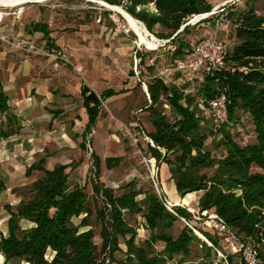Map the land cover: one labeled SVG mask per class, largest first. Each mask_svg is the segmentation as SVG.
Returning <instances> with one entry per match:
<instances>
[{
  "label": "trees",
  "instance_id": "1",
  "mask_svg": "<svg viewBox=\"0 0 264 264\" xmlns=\"http://www.w3.org/2000/svg\"><path fill=\"white\" fill-rule=\"evenodd\" d=\"M103 1L122 6L157 37L167 39L174 46V58L182 56V48L191 44L181 38L189 33L187 20L213 7L208 0ZM257 4L263 12L258 11ZM227 18L235 26V43L226 49L224 66L213 75L205 74L195 93L167 84L162 77L145 81L150 98L145 109L152 130L144 133L153 142L148 143L146 151L155 159L157 168L167 164L181 198L189 192L197 193L199 212L216 213L244 241L255 244L262 256L264 0H248L246 10L231 9ZM143 62L141 56L140 63ZM82 92L90 130L102 101L115 91L107 89L97 94L83 86ZM219 92L227 95L229 122L215 125L205 120L203 113L207 101ZM5 101L0 87L3 110ZM244 119L252 130L248 142H241L234 131ZM209 141L214 152L208 147ZM92 155L91 199L85 185L69 181L70 163L50 169L42 156L27 167V176L35 171L39 175L15 187L19 201L4 206L7 220L6 232L0 227V264H104L106 259L115 264L213 263V247L201 241L188 225L176 227L181 218L190 219L191 212L180 204L169 210L163 203L165 195L157 193L152 184L137 187L132 179L117 187L106 185L99 179L100 159ZM120 160V156H110L105 165L114 168ZM5 188L0 178V191ZM92 216L98 226L99 242L90 225ZM140 222L147 231L144 239H138ZM203 234L217 247L210 232ZM194 241L200 242L204 252L195 263L189 259ZM226 260L227 264H246L241 253L228 254ZM217 264L226 263L221 258Z\"/></svg>",
  "mask_w": 264,
  "mask_h": 264
},
{
  "label": "crops",
  "instance_id": "2",
  "mask_svg": "<svg viewBox=\"0 0 264 264\" xmlns=\"http://www.w3.org/2000/svg\"><path fill=\"white\" fill-rule=\"evenodd\" d=\"M43 2V0H24L20 2L21 4L0 2L2 5L12 6L0 8L5 11L0 18V32L26 36L45 46L67 47L71 61L73 59L76 64L73 63L74 67L83 68L89 83L69 65L61 64L54 67L52 60L47 57L21 52L6 53L2 50L3 45L0 42V87L6 97L4 103L6 108L3 110L0 106V178L6 188L1 190L0 194L35 179L39 175L38 172H33L31 176H27L25 172L27 167L42 156L45 157L46 167L50 169L59 164L70 163L71 166L67 169L69 181L72 184H80V177L77 175L86 178L90 164L84 151L86 146L100 162H105V159L112 155L103 149H107L110 143L120 144L119 130L123 121L132 126L140 127L143 124L148 126L147 131L152 130L149 114L147 122L141 118V115L145 114L143 109L150 102L148 91L146 90L148 97L142 101V97L134 93L140 83H133L129 79L121 87L116 88L108 82H99V66L90 61L91 45L82 44V39L77 38L80 35L77 30L60 31L61 25L54 23L55 16L60 14L58 7L54 3ZM220 19L213 17L208 22L212 26V31L208 34L215 35L227 46L229 40L233 39L228 38L231 31L229 25L231 27L234 24L230 20L227 23H219ZM146 46L152 47L150 43ZM169 48L172 53L174 46L170 44ZM137 54L139 53L135 51V57ZM141 56L143 55H139V59ZM159 77L167 84L178 85L183 76L172 71L165 72ZM83 86L97 94L107 89L115 91L104 98L106 108L101 104L90 130L87 129L89 114L84 103ZM137 103L139 106L136 108ZM110 115L116 121H113ZM160 166L162 168L160 183L164 185L165 180L169 181L167 192L170 200L176 203L177 198L181 197L170 178L168 166L165 163H161ZM110 169L112 168L106 170ZM100 180L106 185L118 186L113 180L108 183L102 177ZM89 186L91 188V184ZM12 197L15 204L20 199V196ZM181 199L182 202H186L184 197ZM138 218L140 220V217ZM146 236L147 231L140 222L138 239H144Z\"/></svg>",
  "mask_w": 264,
  "mask_h": 264
},
{
  "label": "rangeland",
  "instance_id": "3",
  "mask_svg": "<svg viewBox=\"0 0 264 264\" xmlns=\"http://www.w3.org/2000/svg\"><path fill=\"white\" fill-rule=\"evenodd\" d=\"M43 3L53 4L58 7V12L54 18V23L57 25H61L60 31L62 32H72L77 30L80 35L77 38L82 39V44H86L91 50L90 61L94 64H98L99 66V75L98 81L108 82L109 85L115 86L116 88L121 87L125 84L126 80H132L133 83H140L134 90V93L139 94L142 97V101L145 97H148L146 94V83L145 81L150 80L152 77L162 76L163 73L166 72L167 69L172 68L174 63V57L169 48L170 43L164 41L165 39H161L157 37L151 31L148 32L151 36L155 37V41L150 37V35L146 36L149 38L150 42L143 40L142 44H138V37L136 33L132 30H128L129 26L127 24L124 16L118 12H115L111 8L99 3L94 0H43ZM248 0H208V2H212V10L215 5L221 4L220 7L209 14L210 12L201 13L204 14L202 16L190 17L188 21H191L189 27L188 34H182L181 38L189 43H195L199 39L206 36L209 32L212 31V26L208 23L212 18H221L219 23H227L229 18H227V13L231 9L235 12H240L246 10V4ZM124 9L122 6H120ZM152 7V5H150ZM257 8L259 12H263L260 10V4H257ZM125 10V9H124ZM206 14V16H205ZM199 15V14H197ZM202 17V18H200ZM194 23V20L199 19ZM193 20V21H192ZM68 26H64L65 24ZM144 24V23H143ZM146 27V26H145ZM147 28V27H146ZM231 29L229 39L233 38L234 26L229 25ZM158 29V28H155ZM223 36V35H222ZM145 41V42H144ZM147 43H150L152 47H147ZM234 38L229 40L227 47L231 48L234 45ZM156 44V45H155ZM135 51H137L138 56L135 59ZM139 55H143L144 62L140 63ZM73 61V59H72ZM136 62H138L137 66H135ZM74 63V61H73ZM74 65H76L74 63ZM72 69L76 70L77 73L83 78V80L89 83L88 76L85 71L81 67H74L69 65ZM151 67V69H149ZM178 76V74H176ZM201 78L194 79H186L182 77L179 84L177 86L186 87V91H192L195 93L199 87ZM144 104V102H142ZM104 108L106 106L104 103L102 104ZM139 106L137 103L136 108ZM145 111V114L141 115L142 120L147 122L148 112ZM140 113V112H138ZM205 120L210 123V119L206 113H203ZM113 121H116L114 117L110 115ZM125 125H127L131 133H133L134 137L137 139V143L133 141L130 137L129 133L125 129L123 125H121L120 133V144L117 145L115 143H110L108 148H104V151H108L111 153L112 157L120 156L121 160L118 166L106 170L105 162H100L99 169V178H104L108 183L109 181H114L117 185L123 184L129 180L134 179L137 183V187L144 186L148 187L150 184L153 185L157 193L162 192L167 199L170 200L169 193L167 189H169V181L165 180L164 185L160 180V168L156 167V162L154 167L152 166L153 160L147 154V145L148 143L144 139L145 133L147 132V127L141 124V126H132L127 121H123ZM237 130L238 139L241 142H248L252 139V130L250 125L244 121L242 124H237L234 131ZM93 133V131H91ZM90 140V145L93 148L91 138L89 135L87 136ZM87 143V139H86ZM209 148H213L211 142L208 143ZM87 154V160L90 162L88 168L87 177L77 175L80 177V185H85L86 191L90 195L91 199V188L90 178L93 177L94 173V158L90 151V149L86 146L84 149ZM214 152V150L212 149ZM219 153V152H218ZM146 159V160H145ZM151 159V162L149 161ZM74 164V162H73ZM158 180V181H157ZM156 181V184L154 183ZM13 194V195H12ZM12 196H19V191L15 190V188H11L10 190H6L0 194V227L3 231L6 232V220L7 213L4 210L5 204L15 205ZM138 198H142V195H139ZM182 199H178L177 201L182 204L189 205H181L185 207L189 212V208H192L194 215H200L202 219L196 220L193 217V214L190 219H185L189 223L193 224L194 228L198 231H193L196 236L204 241L208 246L213 247L214 249L211 251V259L213 260L212 264H217L218 260L221 259L219 256L216 247L212 245V242L203 234V231H208L212 234V230L208 226V223L205 222L204 216L197 207L198 203V194L193 193L192 198L189 202H182ZM171 201V200H170ZM184 201V200H183ZM192 213V212H191ZM78 218H74L75 222L79 221ZM185 221L180 219L177 224V228L181 225H185ZM90 225L94 227L95 230V239L99 242L98 238V226L95 225L94 216L90 219ZM201 234V235H200ZM207 239V240H206ZM264 251V247H262ZM204 254L203 249L201 247L200 242L194 241L191 245V256L190 260L195 262L200 261L201 256ZM223 259V258H222ZM224 260V259H223ZM234 262L238 263L239 259H233ZM3 261V257L0 254V262ZM227 264V260H224ZM104 264H115L109 262L107 259L104 261ZM187 264V263H185ZM264 264V263H263Z\"/></svg>",
  "mask_w": 264,
  "mask_h": 264
},
{
  "label": "built area",
  "instance_id": "4",
  "mask_svg": "<svg viewBox=\"0 0 264 264\" xmlns=\"http://www.w3.org/2000/svg\"><path fill=\"white\" fill-rule=\"evenodd\" d=\"M220 5L221 4L215 5L212 12L217 10ZM2 7L12 6L0 5V8ZM4 13L5 11L0 10V18ZM199 20L200 18L196 21ZM196 21L194 23H196ZM164 41L168 40L165 39ZM0 42L3 45L2 50L6 53L21 52L29 55L47 57L52 60L54 67H58L61 64L74 66L69 57L67 47L62 45L45 46L38 44L26 36L9 35L2 32H0ZM226 49L227 46L224 41L213 34H207L197 42L183 47L182 56L177 57L174 60L172 68L167 69L166 72L176 71L188 80L202 78L205 74L213 75L224 66ZM137 64L138 62H136L135 66H137ZM227 105L228 98L224 92H219L207 101L205 113L213 124L222 125L229 122ZM122 125L125 127L133 141L137 143V139L134 137L133 133H131L130 128L125 124ZM144 139L147 143L153 145L152 140L146 134L144 135ZM150 158L154 160L152 164L154 167L155 159L152 157ZM151 159H149L150 162ZM154 183L156 184V181H154ZM163 203L169 210L173 211L175 204L165 196L163 198ZM189 210H191L193 214L192 208H189ZM201 213L205 217L204 220L208 223V226L212 230V235L217 241L216 250L221 258L226 260L228 254L237 255L241 253L246 264L264 263V253L260 256L259 250L255 244L249 241H244L241 236L237 234L235 230L231 229L216 213L206 211ZM193 217L196 220L202 219L200 215L196 216L193 214ZM181 219H183L186 225H188L193 231L198 233L193 224L189 223L184 218Z\"/></svg>",
  "mask_w": 264,
  "mask_h": 264
},
{
  "label": "bare ground",
  "instance_id": "5",
  "mask_svg": "<svg viewBox=\"0 0 264 264\" xmlns=\"http://www.w3.org/2000/svg\"><path fill=\"white\" fill-rule=\"evenodd\" d=\"M24 0H0L1 3H9V4H16V3H20V2H23ZM98 2H101L102 4H104L105 6L111 8L112 10H114L115 12H118L120 14H122L124 16V18L126 19L127 21V24L129 26L128 30H132L136 33L137 37H138V44H142L143 43V40L145 41H149V38L146 36L147 35H150V37L155 41V37L154 36H151V34L148 32L147 28L145 27V25L143 24V22H141L140 20L134 18L133 16H131L129 13H127L124 9H122L121 7L119 6H116V5H110L108 3H106L105 1L103 0H99ZM21 4V3H20ZM2 5V4H0ZM6 6V5H4ZM201 16V14L199 15H196V17H199ZM202 18V17H200ZM193 21V20H192ZM196 21V20H194ZM191 23V21H190ZM144 41V42H145ZM156 45V44H155ZM193 196V192H189L187 193L185 196H184V200L186 202H189V200L192 198ZM174 203V202H173ZM175 205L176 204H181V205H189V204H182L180 202H176L174 203ZM201 235V234H200Z\"/></svg>",
  "mask_w": 264,
  "mask_h": 264
},
{
  "label": "water",
  "instance_id": "6",
  "mask_svg": "<svg viewBox=\"0 0 264 264\" xmlns=\"http://www.w3.org/2000/svg\"><path fill=\"white\" fill-rule=\"evenodd\" d=\"M94 1H99V0H94ZM106 3H107V2H106ZM110 5H111V4H110ZM187 23H190V21L186 22V24H187ZM183 26H184V25H183ZM183 26L181 27V29L183 28ZM181 29H180V30H181ZM146 88H147V86H146Z\"/></svg>",
  "mask_w": 264,
  "mask_h": 264
}]
</instances>
